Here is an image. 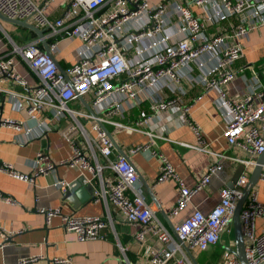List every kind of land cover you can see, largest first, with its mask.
<instances>
[{"label": "built area", "instance_id": "2783aa9c", "mask_svg": "<svg viewBox=\"0 0 264 264\" xmlns=\"http://www.w3.org/2000/svg\"><path fill=\"white\" fill-rule=\"evenodd\" d=\"M50 1L0 0L4 16L27 21L45 33L44 38L19 44L0 29L8 41L7 49L0 51V83L10 81L27 89L21 96L27 99L29 118L37 121L33 129L24 121L4 118L0 112V127L20 132L18 141L23 143L56 129L72 151L70 159L61 164L89 173L94 199L110 203L124 222L138 226L135 241L142 253L139 264H194L187 250L205 251L231 232L234 209L256 164L253 159L264 153V87L259 89L252 83L243 97L229 91V85L243 72L234 68L244 55L243 40L264 27V0H162L158 4L151 0H68V8L57 19L47 14ZM175 24L181 28L180 37L170 33ZM65 34L80 38L83 47L77 61L61 72L54 55H48L42 44L45 40L53 52ZM129 51L134 56L131 61L127 58ZM211 51L217 63L203 76L202 86L207 91H217L220 108L228 119L227 142L247 153V157H237L244 170L233 188L220 191V202L209 213L197 209L177 222L173 235L147 201L128 156L115 153L106 125L131 131L146 128L150 120L162 123L160 113L181 103L196 137V147L209 151L210 143L191 119V103L184 101L179 83L192 78V64L202 69V57ZM16 57L37 78L35 86L15 70ZM82 99L93 113L75 107L84 103ZM146 100L151 103L150 112L141 111L138 120L130 124L122 122L127 111L141 108ZM151 148L150 144L138 145L130 148L127 155L148 152L158 158L161 166L157 183L175 181L179 187L177 201L169 212L170 218H176L187 208L193 194L209 184L221 169V162H211L196 186L189 188L164 154ZM37 158L31 174L19 173L11 164H0V172L34 182L36 176L48 174L54 167L45 162L48 158L44 153ZM260 180L264 182V169ZM55 186L66 191L71 185L58 181ZM0 197L13 202L1 193ZM39 212L45 215L47 224L60 218L64 228L79 241L102 239L108 223H113L110 213L107 217L78 215L64 213L62 207H43ZM260 219H264V203L253 189L240 215L249 264H264V231L257 228ZM231 248L225 246L221 264H241ZM41 258L22 259L19 264ZM52 264L74 263L70 258L57 257Z\"/></svg>", "mask_w": 264, "mask_h": 264}, {"label": "crops", "instance_id": "0c3cea01", "mask_svg": "<svg viewBox=\"0 0 264 264\" xmlns=\"http://www.w3.org/2000/svg\"><path fill=\"white\" fill-rule=\"evenodd\" d=\"M34 1L43 3L46 0ZM151 1L158 4L162 0ZM67 8L68 0H51L47 14L51 19H57ZM14 25L0 19V29L8 33L16 43L23 44L38 38L30 29ZM18 27L24 29V33L17 35ZM10 31H14L13 34L15 33L18 39H15ZM170 33L182 36L181 28L177 24L171 26ZM0 38L2 39L0 51H5L8 41L1 30ZM82 47L80 38H71L65 34L58 39V46L52 54L65 71L77 61L78 51ZM243 47L244 55L234 64L236 70L243 72L229 85L230 94L236 97L246 95L252 83L259 89L264 87V27L243 40ZM127 58L130 61L134 58L132 51L127 53ZM202 61L204 62L202 69L199 65L192 64L194 68L192 78L183 79L179 86L184 101L191 103V119L200 126L203 136L210 143L209 151L196 147V137L187 123V116L181 103L170 106L160 113L162 123L150 120L146 128L131 131L106 125L121 150L115 147V153L121 155L124 153L128 156L139 174L147 201L173 235L175 234L172 228L177 222L184 220L197 209L209 213L220 202V191L230 187L242 166L236 160L237 157H247V153L238 151L227 142L225 131L228 119L220 108L217 91H207L201 83L203 76L208 75L217 63L215 52L206 53ZM15 64V70L28 80L29 85L35 86L38 83L37 78L20 57H16ZM0 88L2 116L24 121L27 126L35 129L37 121L29 118L26 110L27 99L21 96L27 89L10 81L0 83ZM144 103V109L127 111L122 122L130 124L138 120L141 111L150 112V101L146 100ZM75 107L87 110L84 103L76 104ZM21 136L20 132L12 128L0 127V164H11L17 172L31 174L36 166L38 154L44 153L48 158L45 162L53 163L54 167L52 172L36 176L34 182L21 181L0 172V193L13 201L7 202L0 197V264H19L22 259L34 256L42 258L27 264H52V259L57 257L70 258L74 264H139L142 253H139V245L135 241L137 225L124 222L110 203L96 201L93 196L94 188L90 199L84 203H80L77 195L74 196L77 207L65 199L66 191L81 178H84V187L92 186L88 181L89 173L61 164L68 161L72 155L68 141L56 129L48 130L46 135L26 143L18 141ZM149 144L153 147L151 149L164 154L176 169L183 184L189 188L196 186L211 162H221V169L212 177L209 184L193 194L187 208L176 218H170L169 212L177 201L179 187L175 181L157 183L161 166L158 158L148 152L127 155L130 148ZM257 159L258 157L253 160ZM58 181H66L71 186L63 191L55 186ZM254 189L258 191L259 199L264 203V182L260 180ZM43 207H62L64 213L78 215L107 217L110 213L113 223H108L102 239L79 241L74 233L64 228L60 218L55 217L47 224L45 215L39 212ZM161 209L167 217L163 215ZM257 228L259 232L264 231V219L258 220ZM225 246L229 248L235 246L233 227L231 232L223 234L218 245L192 254L198 264H221Z\"/></svg>", "mask_w": 264, "mask_h": 264}, {"label": "water", "instance_id": "95a60500", "mask_svg": "<svg viewBox=\"0 0 264 264\" xmlns=\"http://www.w3.org/2000/svg\"><path fill=\"white\" fill-rule=\"evenodd\" d=\"M0 19L2 21H6V22H9V23H13L15 25L24 27L26 29H30L31 31L36 33L39 38H44V34H45L44 31L42 29L38 28L34 24H31V23H29L27 21H20V20H16V19H10V18L4 16L2 13H0ZM43 46L45 48L46 53L53 57V54H52V52H51V50L49 48V45L47 44V42L45 40H43ZM53 58L56 61L59 70L61 72H64L62 66L57 62L55 57H53ZM82 101H83V99H82ZM83 102H84V105L86 106L87 110L90 113H93V110L90 107V105L88 103H86L85 101H83ZM102 126L105 129L104 125H102ZM107 132H108L110 138L112 139L115 147L118 148L119 146L117 145L115 139L112 137L111 133H109V131H107ZM123 155H125V154L123 153ZM127 159H129V158L127 157ZM263 169H264V153H262L258 157V159L256 161V164H255V166H254V168H253V170L251 172V175H250V178H249V182L246 185V187L243 189L242 196L238 200V202L236 204V207L234 209V212H233V216H232V223H233L234 237H235V246H234V248H231L230 250H231V252H233L237 256V258L239 259L241 264H249V263H248V260H247V257H246V251H245L246 244H245V239H244L243 232H242V225H241L240 215H241V212H242V210L244 208V205H245L250 193L253 191L255 186H257V184L259 183L260 176H261V174L263 172ZM243 170H244V167L240 166L238 172L236 173L235 177L232 180V183L230 184V188L234 187V184H236V182L238 181V179L241 176ZM83 179L84 178H81L77 182L73 183L72 186L66 191L65 199L67 201L71 202L72 204H74L75 207H77V202L75 201V197L74 196L77 195L79 197L80 203L81 202L84 203V202H86V201H88L90 199V197H91V195L93 193V187L91 185L85 186V187L83 186ZM146 186H147L148 189H150L148 187V185H146ZM155 201H156V199H155ZM161 212L163 213V215L165 217H167V214L163 211V209H161ZM172 229L174 230V227ZM187 253L191 257V259L193 260L194 264H198L196 259L194 258V255L191 253V251L187 250Z\"/></svg>", "mask_w": 264, "mask_h": 264}, {"label": "rangeland", "instance_id": "374dc122", "mask_svg": "<svg viewBox=\"0 0 264 264\" xmlns=\"http://www.w3.org/2000/svg\"><path fill=\"white\" fill-rule=\"evenodd\" d=\"M14 26H16V25H14ZM24 31H25L24 29H22L21 27H18V31H17L18 33H16V34H17V35H18L19 33L22 34V33H24ZM13 32H14V31H13ZM13 32L10 31L9 33H12V36H13L15 39H18V37L16 36V34H15V33L13 34Z\"/></svg>", "mask_w": 264, "mask_h": 264}, {"label": "trees", "instance_id": "16d2710c", "mask_svg": "<svg viewBox=\"0 0 264 264\" xmlns=\"http://www.w3.org/2000/svg\"><path fill=\"white\" fill-rule=\"evenodd\" d=\"M144 104H145V103H143L142 106H141L142 109H144ZM145 110H146V109H145ZM146 111H147V110H146Z\"/></svg>", "mask_w": 264, "mask_h": 264}]
</instances>
